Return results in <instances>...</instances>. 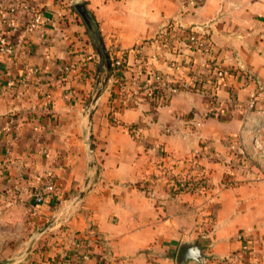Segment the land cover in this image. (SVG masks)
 <instances>
[{"label":"crops","instance_id":"crops-1","mask_svg":"<svg viewBox=\"0 0 264 264\" xmlns=\"http://www.w3.org/2000/svg\"><path fill=\"white\" fill-rule=\"evenodd\" d=\"M28 1L41 24L16 45L30 19L20 12L7 28L14 53L0 52V87L29 75L27 66L41 77L22 97L0 94V261L78 264L86 251L80 264H97V256L100 264H177L187 241L200 244L203 264H264V168L244 180L230 168L232 148L242 152L264 118V0H83L106 49L123 52L140 80L138 44L157 54L151 63L165 79L180 76L157 50L168 24L202 28L214 47L205 58L233 71L213 107L188 90L157 105L136 95L122 108V99L111 105V93L121 92L113 79L95 99L101 61L72 0ZM184 51L194 69L205 59ZM194 154L210 176L204 193H173L166 182L141 188L159 163ZM49 179L53 190L36 203Z\"/></svg>","mask_w":264,"mask_h":264},{"label":"built area","instance_id":"built-area-1","mask_svg":"<svg viewBox=\"0 0 264 264\" xmlns=\"http://www.w3.org/2000/svg\"><path fill=\"white\" fill-rule=\"evenodd\" d=\"M20 12L28 13L30 19L19 30L15 41L16 45L22 44L24 40L28 39L42 22L43 14L41 10L34 7L28 0H0V52L6 57L13 55L15 47L7 39V28H15V16ZM201 34L207 33L202 28H183L175 24H168V28L160 33L158 40H156L158 52L170 54V68L177 72L178 75L181 73L178 78L175 77L173 80L165 79L163 74L152 65L151 60H157L158 56L156 53L147 54L144 44H138L134 48L136 64L139 66L140 72L145 75L142 80L134 75L133 70L125 60L123 52L111 50L110 55L113 58V65L117 69V73L122 76L118 82L120 91L123 92L122 100L127 103L131 102L136 95L142 93V96L151 97L157 89V97L166 102L171 94L178 91L192 90L193 85L196 86V90L202 91L209 98L217 99L216 93L218 89L231 74L229 69L215 63L213 64L214 72L208 75L205 67L207 59L202 62V65L200 64L194 69L192 60L185 57L184 48L192 51V53H198L204 58L210 56L211 45L209 39L201 37ZM26 70L29 74L27 76L18 77L17 79L7 77L0 87V94L15 90L16 95L22 97L31 82L40 81L41 77L36 68L27 66ZM17 86L18 89H16ZM140 88L143 90L139 91ZM255 102L256 98L252 97L248 102V107H253ZM210 104L213 107L215 102L211 100ZM196 124H199V122H196ZM258 126V123L254 125V127ZM132 131H135V129ZM189 161L185 167H183L182 160L174 161L168 165L159 163L151 179L152 186H156L161 182L168 183L169 176L174 175L172 184L174 183L175 186H190L193 188L194 193L207 191L209 188L207 171L201 167L195 158H191ZM52 190V182L49 179V182L42 189L34 193L36 203L43 202L45 196L49 195ZM89 258L90 254L86 251L81 255L82 262Z\"/></svg>","mask_w":264,"mask_h":264},{"label":"water","instance_id":"water-1","mask_svg":"<svg viewBox=\"0 0 264 264\" xmlns=\"http://www.w3.org/2000/svg\"><path fill=\"white\" fill-rule=\"evenodd\" d=\"M72 6L87 28L93 47L95 48L99 60L101 61L99 65H102L103 62L106 65L105 76L101 82V86L95 98L97 99L109 79L111 72V62L103 38L101 37L98 27L83 0H72ZM204 258L205 256L202 252V248L198 242L184 241L179 245L176 255L177 264H185L188 261H195L197 262V264H203ZM8 263L9 260L0 261V264Z\"/></svg>","mask_w":264,"mask_h":264},{"label":"trees","instance_id":"trees-1","mask_svg":"<svg viewBox=\"0 0 264 264\" xmlns=\"http://www.w3.org/2000/svg\"><path fill=\"white\" fill-rule=\"evenodd\" d=\"M168 28V26L167 27H165V30ZM201 37H205L206 39H209V43H210V45H211V52H210V55H212V52H213V50H214V47H213V43H212V41H211V39H210V37H209V35H207V34H201ZM112 49H108L107 51H108V55H109V59H110V62H111V72H110V76H109V80L110 79H115L116 80V83L117 84H115V85H117L118 87H119V89H120V85H119V81L121 80V78H122V76L121 75H119L118 73H117V69L115 68V66L113 65V58H112V56L110 55V51H111ZM216 62H215V59H214V57H210V58H207V60H206V64H205V67H206V70H207V73H208V75H210V74H212V72H214V68H213V64H215ZM217 65H219V64H217ZM220 66V65H219ZM222 67V66H221ZM223 67H225V66H223ZM229 71H230V73L232 74V70L229 68ZM105 72H106V65H105V63L103 62L102 63V65L100 66V68H99V70H96L95 69V71H93V76H94V78H95V85H94V87H95V91H99V88H100V86H101V82H102V80L104 79V76H105ZM230 74V75H231ZM108 82V81H107ZM192 90H196V86H192V88H191ZM143 89L142 88H140L139 89V91H142ZM156 92H157V89L155 90V92H154V94L151 96V97H147V96H145V95H143L142 96V94H140L141 96H142V98L143 99H145V100H148V101H150V102H152V103H154L155 105H157V104H161V103H164V101H162V100H160L158 97H157V94H156ZM123 92H119V91H117L116 92V97H115V94H114V92L113 93H111V105L114 103V99L115 98H118L119 100H121L122 99V97H123V94H122ZM209 100L211 101H213V102H216L217 101V99L216 98H214V99H212V98H209ZM135 104L133 103H127V104H125L124 106L122 105V106H117V107H119V108H122V107H125V106H134ZM129 129H131V131L132 130H134V129H136V126L133 124V125H130L129 126ZM132 132H134V131H132ZM91 147L93 146V144H91L90 145ZM94 147V146H93ZM191 156H193V157H197L195 154L194 155H191ZM191 158H190V156L189 157H185V158H183L182 159V164H183V167H185L186 165H188V163L190 162L189 160H190ZM154 173H155V171L153 170V171H151V172H149L148 173V177H150V180H149V183L148 182H145V184H143V186H141V188H143V189H145V190H148V189H151L153 186H152V184H151V179L153 178V176H154ZM168 185H169V189H170V191L171 192H173V193H179V192H194L193 191V188L192 187H190V186H186V187H180V186H175L174 185V183L172 184V182H173V180H174V175H170L169 176V178H168ZM170 182V183H169ZM144 183V182H143ZM45 201V198H44V200H43V202ZM43 202H41V203H43ZM40 204V203H39ZM88 237H86V235H84V236H82L81 238H80V240H81V243L83 242H85L86 241V239H87ZM82 243V244H83ZM83 246H84V244H83ZM78 253H81V252H78ZM82 255V254H81ZM81 255H79V256H77L76 257V260H77V263L78 264H80L82 261H81ZM98 257V261H97V264H100L101 263V261H103V259H99V256H97ZM31 264H34V263H31Z\"/></svg>","mask_w":264,"mask_h":264},{"label":"rangeland","instance_id":"rangeland-1","mask_svg":"<svg viewBox=\"0 0 264 264\" xmlns=\"http://www.w3.org/2000/svg\"><path fill=\"white\" fill-rule=\"evenodd\" d=\"M206 59L207 58H205L203 61H205ZM256 121L259 122V126L252 127L250 129V132L247 134L248 136H246L247 141H246V145L242 149L243 151L241 152V149L240 150L239 148L237 149V146L232 148L234 154L232 157L233 160H231L230 162V168L233 170V172L240 171L239 173H241V176L243 175V171H245V173L247 174V175L244 174L242 177L240 176L238 180L240 179L244 180L245 178L253 179L254 178L253 176L255 174L254 170L258 168H264V118L257 119ZM190 158H195L198 161V163L201 165L197 157L190 156ZM207 174L209 177V188H210L211 187L210 176L208 172ZM226 183L231 185L234 183V179L230 181H225V184Z\"/></svg>","mask_w":264,"mask_h":264}]
</instances>
